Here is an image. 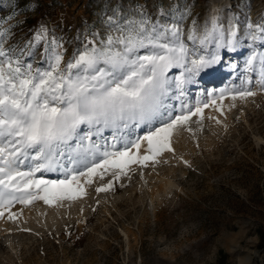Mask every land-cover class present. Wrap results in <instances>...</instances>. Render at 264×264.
<instances>
[{"label":"rangeland","instance_id":"374dc122","mask_svg":"<svg viewBox=\"0 0 264 264\" xmlns=\"http://www.w3.org/2000/svg\"><path fill=\"white\" fill-rule=\"evenodd\" d=\"M138 3H146L153 15L157 5L191 6L185 30L192 18L203 25L214 15L226 28L229 19L239 17L244 55L238 60L225 50L217 83L201 79V84H186L183 96L173 93L178 98L166 101L172 116L178 103L187 114L195 112L198 98L208 100L211 91L224 88V77L234 76L240 92L255 95L229 102L222 123L192 115L188 121L199 122L181 125L182 148L94 177L84 193L76 188V193L50 195L49 202L0 207V264H264V84L259 55L254 71L246 64L253 50L264 52V45L249 48L243 39L246 17L253 22L264 17V0H0V21L11 30L9 45L22 47L43 25L69 42L70 55L80 46L77 37L102 31V18L113 15V9L123 14ZM180 74L179 68L167 73L173 79ZM158 126L145 125L138 137ZM155 177L173 186L158 193ZM36 178L67 177L62 171L54 176L42 171ZM147 185L158 189L152 193ZM99 187L105 190L98 192ZM221 253L226 255L222 263Z\"/></svg>","mask_w":264,"mask_h":264},{"label":"snow or ice","instance_id":"6c2138e0","mask_svg":"<svg viewBox=\"0 0 264 264\" xmlns=\"http://www.w3.org/2000/svg\"><path fill=\"white\" fill-rule=\"evenodd\" d=\"M191 17V6L174 3L157 5L154 15L146 3L123 14L113 9V15L102 18V31L77 37L80 46L70 55L69 42L43 25L22 47L9 45L11 30L0 21V207L49 202L50 195H62L98 168L123 170L137 159L128 153L139 150L140 142L110 151L103 135L107 129L114 130L112 139L119 142L117 132L123 135L132 124L159 122L143 140L154 155L171 151L174 129L201 109L172 116L166 101L178 98L173 93L183 96L194 77L212 71L221 49L234 51L241 45L239 17L229 19L226 28L214 15L203 25L192 18L185 30ZM243 39L249 48L264 45V17L255 22L246 17ZM258 55L264 84V52L253 50L246 64L254 71ZM172 68L182 69L174 79L167 75ZM42 171H62L67 178H36Z\"/></svg>","mask_w":264,"mask_h":264},{"label":"bare ground","instance_id":"6f19581e","mask_svg":"<svg viewBox=\"0 0 264 264\" xmlns=\"http://www.w3.org/2000/svg\"><path fill=\"white\" fill-rule=\"evenodd\" d=\"M256 12H258V14H256V17H258L261 14V9H257ZM209 51H211V46H209ZM226 51H225V49L220 50L221 60H224L223 57L226 55ZM242 51H243V46L240 45V47H238L236 50L230 51V52L233 54V57H235V58L238 57V60H239L244 55V54H242ZM221 60L215 66V68L212 71L202 72V73H200L199 76L194 77V82L197 81L201 84V81H199V80L204 79L205 81H208V82L214 81V83L215 82L217 83L218 79L221 77L220 73L222 72ZM180 70L182 71V69H180ZM226 70H227V68H226ZM228 70H230V68H228ZM225 80H226V82L224 84L223 89L219 90L216 93L211 91L209 94L208 100L201 101L198 98V100L196 101V105H194L195 110H196V108L199 107L201 109L199 114H203L202 116H205L206 118L210 119L211 122L213 121L215 123H222V121H221L222 116H225L226 111L229 109L228 103L233 102L235 99H240V101H241V99L245 98V97H241L238 94V93H240V90L236 87V81H235L234 76H233V78H229V76L226 78L224 77V81ZM218 87L216 86L215 88H218ZM209 89L214 90L212 88V86H210ZM176 110H177V112H176L177 115H182V114L188 113L187 108H183V106L180 103H178ZM168 111H170L172 114V109H169ZM187 122L193 123V125H194L199 121L197 119H193V120L187 121ZM145 125H148V124H140L139 126H137L136 124H132L128 129L123 130L124 137H120L121 136V135H119L120 132H117L119 142L112 139V135H113L114 130L107 129L103 133V135L106 137L107 132L108 133L110 132V135H108V137H107L108 139L106 141V143L109 145L110 151H114L117 148L122 150L125 144H130L132 141H139L140 142L139 150H137L136 148H131V151L128 153V155L135 156L137 159L135 161H128V163L125 166H123V170L129 169V168H134V167L142 165L144 163L153 162L154 160H158L165 155L168 156L169 154H171L172 151H175L177 149V147L182 148V146L184 145V139L182 138V135H181L182 126L178 125L176 127V128H178V130H176V131L174 130L171 137H170V140L176 139V141H173L169 144L171 151L165 149L159 155H154L153 152H150L148 150L149 146H148L147 141L143 140V138L140 140V137H138V134H137L140 131V129L142 127H144ZM132 127H135V129L129 130ZM145 135H147V134H145ZM113 143L116 144L115 149L111 148V145ZM144 156H150L151 158L146 160V161H143L141 163L140 161L142 160V158ZM124 159L127 160V156ZM121 163H123V161H121ZM81 170H83V169H78L77 171H81ZM120 170H121V168L111 166V165L107 166V167L98 168L93 175L83 176V180L81 179L82 181L77 180L76 182L72 183L68 189L64 190V192H65V194L76 193V188H77L78 190H81L84 193L86 190L89 189L91 183L93 182L94 177H98V179H100V178H102L103 174H105V173L109 174V173H112L115 171H120ZM47 172L49 173V176H54L55 174L58 173V171H47ZM155 179L157 180V186L159 188L158 193H160L161 190L165 191L169 187L173 186V184L171 182H169L168 180H166L163 177L162 178L155 177ZM147 186L150 187V189L152 190V193H155V191H157V189H158L157 187H156L157 189H154L153 185H147ZM160 188H161V190H160ZM99 189H104V187H99ZM147 193H151V192H147ZM26 214L27 213H23L22 216L26 217L28 215V214L27 215ZM241 264H250V261L245 260Z\"/></svg>","mask_w":264,"mask_h":264},{"label":"trees","instance_id":"16d2710c","mask_svg":"<svg viewBox=\"0 0 264 264\" xmlns=\"http://www.w3.org/2000/svg\"><path fill=\"white\" fill-rule=\"evenodd\" d=\"M220 258H221L220 263H222L225 260L226 255L224 253H221V257Z\"/></svg>","mask_w":264,"mask_h":264}]
</instances>
